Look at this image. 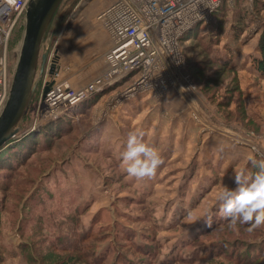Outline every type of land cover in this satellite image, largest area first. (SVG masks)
Segmentation results:
<instances>
[{"label": "rangeland", "instance_id": "obj_1", "mask_svg": "<svg viewBox=\"0 0 264 264\" xmlns=\"http://www.w3.org/2000/svg\"><path fill=\"white\" fill-rule=\"evenodd\" d=\"M105 1L61 0L44 35L41 49L57 76L37 65L19 132L0 153V264H257L264 225L250 232L220 221V211L215 227L203 220L218 214V192L235 187L234 171L249 173L248 160L264 159V73L252 74L264 0L226 2L185 33L179 45L188 82L178 72L168 91L121 98L126 79L73 110L43 112L46 83H78L103 65L100 37L108 33L97 15ZM89 26L99 40H91ZM23 30L18 22L7 41L11 76ZM175 80L193 88L181 94ZM46 125L51 134L40 131ZM133 129L162 155L153 178L125 171L121 153ZM31 131L36 137L19 144ZM224 135L231 145L211 139Z\"/></svg>", "mask_w": 264, "mask_h": 264}, {"label": "built area", "instance_id": "obj_2", "mask_svg": "<svg viewBox=\"0 0 264 264\" xmlns=\"http://www.w3.org/2000/svg\"><path fill=\"white\" fill-rule=\"evenodd\" d=\"M28 1L0 0V111L6 102L12 77L8 67L7 41L14 26L18 22L24 23ZM229 1L114 0L97 15L111 41L104 55L106 71L80 89L53 79L44 97L41 94L39 108H43V112L57 113L58 108L60 112L62 109L68 111L126 79L131 81L120 92L121 98H129L140 90L168 91L178 72H182V78L188 82L190 77L179 40L194 24L212 19L214 13ZM41 47L38 70L44 73L53 63L46 59ZM57 69L55 66L52 71L55 76ZM175 83L174 88L181 94L193 88L189 83L182 85L176 80ZM58 95L65 97L63 103L48 105Z\"/></svg>", "mask_w": 264, "mask_h": 264}, {"label": "clouds", "instance_id": "obj_3", "mask_svg": "<svg viewBox=\"0 0 264 264\" xmlns=\"http://www.w3.org/2000/svg\"><path fill=\"white\" fill-rule=\"evenodd\" d=\"M144 133L133 129L127 133L122 163L128 175L137 179L153 178L163 158L154 145L145 143ZM256 168L251 174L235 170V187L224 185L218 192L220 213L231 221L249 225L248 231L264 225V159H252ZM210 225V224H209Z\"/></svg>", "mask_w": 264, "mask_h": 264}, {"label": "water", "instance_id": "obj_4", "mask_svg": "<svg viewBox=\"0 0 264 264\" xmlns=\"http://www.w3.org/2000/svg\"><path fill=\"white\" fill-rule=\"evenodd\" d=\"M61 0H29L24 16V30L11 77L6 102L0 112V148L19 132L34 90L39 51L47 28ZM54 64L50 66L53 71ZM52 82L44 85L42 97Z\"/></svg>", "mask_w": 264, "mask_h": 264}, {"label": "crops", "instance_id": "obj_5", "mask_svg": "<svg viewBox=\"0 0 264 264\" xmlns=\"http://www.w3.org/2000/svg\"><path fill=\"white\" fill-rule=\"evenodd\" d=\"M114 0H106L104 3H103V5H102V7L100 8V10H99V12L101 11V10H103L106 6H108L109 4H111L112 2H113ZM93 2H94V0H93ZM98 12V13H99ZM75 23H74V21L73 20H71L70 22H69V24H68V28H67V31H66V33L67 34H69V38H68V40L70 41L74 36V33L72 32V29H74L73 28V25H74ZM87 28H89V29H91L90 30V38H91V40H96V39H98L97 37H100L99 36V34H96V33H94L93 32V28L91 27V26H89V27H87ZM78 29V28H77ZM105 29V28H104ZM106 30V29H105ZM77 32H76V34L78 33V30H76ZM106 32H107V30H106ZM108 33V32H107ZM101 38V41L103 40L105 43V45H106V50H105V53L107 52V50L110 48V45H111V41H110V37H109V34H108V36H107V34L106 33H102V37H100ZM99 40V39H98ZM105 53H104V55H105ZM104 55H103V58H102V63H103V65L100 67V69L97 71L98 73H96V74H94L93 76H91L90 78H84V77H81V78H79L80 79V82H78V83H74V82H72V81H70L69 80V85H70V87L71 88H73V89H80V88H82V87H84L88 82H90L92 79H94L95 77H97V76H99V75H101V74H103L105 71H106V68H107V63H106V60H105V57H104ZM252 74H254V75H257V76H260V74H259V72L257 71V72H253ZM86 80V81H85ZM83 81V82H82ZM85 81V82H84ZM230 137H228L227 135H224V137H218V136H212L211 137V139H213V140H216V141H219L220 142V144H218L220 147L222 146V143H227L228 145H231V142H230V139H229ZM215 142V141H214ZM216 143V142H215ZM217 144V143H216ZM231 147V146H230ZM241 149H243V148H241ZM241 149L240 150H238L240 153H242V151H241ZM222 149L221 148H219V151L217 152L218 154V156H221L222 157V160H224V159H226L227 157V161H231L230 159H231V156H229V154H225V155H223V153L222 152H220ZM216 151V149L213 151H210V153H213L214 155H215V152ZM246 151V150H245ZM244 154V153H243ZM216 155V156H217ZM247 173V172H246ZM247 174H249V173H247Z\"/></svg>", "mask_w": 264, "mask_h": 264}, {"label": "trees", "instance_id": "obj_6", "mask_svg": "<svg viewBox=\"0 0 264 264\" xmlns=\"http://www.w3.org/2000/svg\"><path fill=\"white\" fill-rule=\"evenodd\" d=\"M263 23H264V20H263ZM258 51H259V55L260 56H254L253 58H252V60L254 61V64H255V67H256V70L258 71V72H260V73H264V24H263V29H262V33H261V35H260V37H259V39H258ZM48 126L49 125H46L45 126V129L42 127L41 129H40V131L41 132H44V130H46L47 131V129L46 128H48ZM49 128H51V127H49ZM48 128V130H49V132L48 133H52V129H49ZM55 128V127H54ZM39 132V131H38ZM45 133V132H44ZM47 133V134H48ZM39 134H40V132L39 133H37V135L39 136ZM35 135V137H36V133H35V131H31V132H29V133H27L24 137H22V138H20L18 141H21L19 144H25V140L26 139H31L33 136ZM26 137V138H25ZM15 138L16 137H13V138H11L5 145H3L1 148H0V153H3V152H5L6 151V149H7V147H8V145L9 144H11V142L12 141H14L15 140ZM34 138H32V140H33ZM18 153H20L19 151H17V154ZM16 154V155H17ZM18 155H20V154H18ZM14 158V157H13ZM13 160V159H12ZM248 164L249 165H251L252 164V161H249L248 160ZM248 167H250V166H248ZM255 166L252 164V166H251V168H249V174H251V173H253L254 171H255ZM214 210H216L217 212H218V214L217 213H215L214 211H212V212H210L209 214L207 213V214H205V219L203 220L204 222H206L207 221V223H212V221L214 220V218L213 217H215V218H219L220 219V217H222V216H220L219 215V206L217 207V208H215ZM222 220H220V221H222V222H227V220H229V219H227V218H221ZM216 225H218V224H210L209 225V227H215ZM251 242V241H250ZM252 243H254V242H251V243H246V246H252L253 244ZM233 244H235V242H233ZM262 251V250H261ZM264 256V255H263ZM259 258V257H258ZM263 260V261H262ZM249 264H253L251 261H249ZM257 264H264V259L262 258V256L258 259V263Z\"/></svg>", "mask_w": 264, "mask_h": 264}, {"label": "bare ground", "instance_id": "obj_7", "mask_svg": "<svg viewBox=\"0 0 264 264\" xmlns=\"http://www.w3.org/2000/svg\"><path fill=\"white\" fill-rule=\"evenodd\" d=\"M192 31H193V30H192ZM58 34H59V33H58ZM64 100H65V97H64V96H62V95H58V96L53 97L52 100L49 101L48 105L56 106V105H58V104H60V103H63ZM45 102L47 103V101H45ZM73 108H74V107H73ZM73 108H72V110H73ZM58 109H60V108H58ZM58 109H56V110H58ZM68 110H69V109H68ZM70 110H71V108H70Z\"/></svg>", "mask_w": 264, "mask_h": 264}]
</instances>
